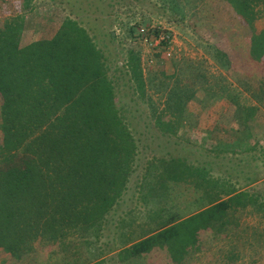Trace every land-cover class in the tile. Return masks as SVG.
<instances>
[{
	"label": "rangeland",
	"instance_id": "1",
	"mask_svg": "<svg viewBox=\"0 0 264 264\" xmlns=\"http://www.w3.org/2000/svg\"><path fill=\"white\" fill-rule=\"evenodd\" d=\"M0 14L22 47L53 38L68 18L86 28L138 148L126 193L100 224L36 240L18 256L0 250V264H173L161 250L125 261L120 253L206 209L224 184L255 190L264 204V77L235 56L237 45L246 53V32L227 1L0 0ZM256 26L264 30V12ZM158 30L170 35L164 51L150 47ZM230 220L223 232L201 231L187 264H264V215L250 207Z\"/></svg>",
	"mask_w": 264,
	"mask_h": 264
},
{
	"label": "trees",
	"instance_id": "2",
	"mask_svg": "<svg viewBox=\"0 0 264 264\" xmlns=\"http://www.w3.org/2000/svg\"><path fill=\"white\" fill-rule=\"evenodd\" d=\"M224 1L246 32V53L237 45L236 58L264 77V30L256 26L264 9L257 0ZM214 4L216 13L220 5ZM0 99V250L18 256L36 240L57 243L100 224L126 193L138 148L107 59L89 31L68 18L53 38L22 47L19 33L5 21L0 26ZM250 207L264 215L257 191L224 184L206 209L169 220L120 258L161 250L173 264H187V257L201 250V231L223 232L231 216Z\"/></svg>",
	"mask_w": 264,
	"mask_h": 264
},
{
	"label": "built area",
	"instance_id": "3",
	"mask_svg": "<svg viewBox=\"0 0 264 264\" xmlns=\"http://www.w3.org/2000/svg\"><path fill=\"white\" fill-rule=\"evenodd\" d=\"M170 42V35L167 33L166 30H158L155 34L150 36V47L153 50H165V46L168 45Z\"/></svg>",
	"mask_w": 264,
	"mask_h": 264
}]
</instances>
